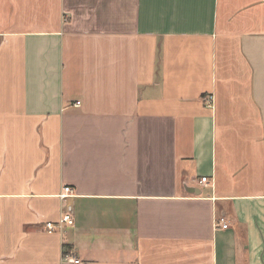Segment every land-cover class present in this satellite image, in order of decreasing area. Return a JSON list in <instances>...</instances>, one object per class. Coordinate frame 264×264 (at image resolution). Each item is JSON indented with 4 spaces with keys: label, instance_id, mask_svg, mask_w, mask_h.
Masks as SVG:
<instances>
[{
    "label": "crops",
    "instance_id": "crops-1",
    "mask_svg": "<svg viewBox=\"0 0 264 264\" xmlns=\"http://www.w3.org/2000/svg\"><path fill=\"white\" fill-rule=\"evenodd\" d=\"M0 264H264V0H0Z\"/></svg>",
    "mask_w": 264,
    "mask_h": 264
},
{
    "label": "built area",
    "instance_id": "built-area-1",
    "mask_svg": "<svg viewBox=\"0 0 264 264\" xmlns=\"http://www.w3.org/2000/svg\"><path fill=\"white\" fill-rule=\"evenodd\" d=\"M77 103H80V101H77ZM207 176H203L200 181H207ZM73 191V187L69 184L65 185L63 188V192L61 193V197L66 198L68 197ZM75 223V215H74V209L72 205L67 206V208L63 211L61 217L58 220H47L45 222V229L49 232H53L57 229H62L66 225H71ZM220 223L223 227H228L229 223L226 221L225 217H222L220 219ZM71 262L74 263H80V258L75 257H69Z\"/></svg>",
    "mask_w": 264,
    "mask_h": 264
}]
</instances>
